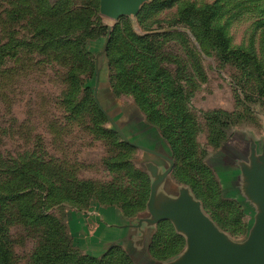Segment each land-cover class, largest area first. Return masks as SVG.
Returning <instances> with one entry per match:
<instances>
[{"label": "rangeland", "instance_id": "rangeland-1", "mask_svg": "<svg viewBox=\"0 0 264 264\" xmlns=\"http://www.w3.org/2000/svg\"><path fill=\"white\" fill-rule=\"evenodd\" d=\"M47 2L55 8L0 0V242L11 264H132L124 250L157 262L150 247L111 242L112 225L149 216L158 159L145 149L172 158L173 194L189 189L244 241L249 171L264 166V90L256 65L204 34L198 11L214 7L230 48L264 69V0H138L117 18L101 0ZM104 26L115 28L106 53ZM228 212L230 231L215 219ZM168 222L184 240L179 256L187 241Z\"/></svg>", "mask_w": 264, "mask_h": 264}, {"label": "water", "instance_id": "water-1", "mask_svg": "<svg viewBox=\"0 0 264 264\" xmlns=\"http://www.w3.org/2000/svg\"><path fill=\"white\" fill-rule=\"evenodd\" d=\"M137 2L101 0V10L103 14L117 18L123 12H133ZM145 150L158 157L166 168H161L158 161L148 163L152 175L149 216L131 220V225L142 229L146 225L156 227L159 222L168 220L187 241L186 249L179 256L154 264H264V166L249 171L251 183L246 192L254 207V222L247 238L236 241L205 214L201 202L189 189L180 187L172 195L168 189V177L174 165L172 158L165 153ZM251 158L254 162L255 158Z\"/></svg>", "mask_w": 264, "mask_h": 264}, {"label": "trees", "instance_id": "trees-1", "mask_svg": "<svg viewBox=\"0 0 264 264\" xmlns=\"http://www.w3.org/2000/svg\"><path fill=\"white\" fill-rule=\"evenodd\" d=\"M43 2L46 4V7H50L51 9L55 8L54 5L49 4L47 0H43ZM97 6V3H96ZM73 11H70L72 13ZM199 17H200V24L202 26V30L204 34L209 35L215 46L221 51L222 54H224L227 57H234L235 60L241 63L250 64L253 63L255 66V71L258 74L259 79L262 81V88L264 90V69L261 64H259L256 60V57L252 55L250 52H245L239 49H231L229 39L225 35V31L221 27H214L212 25V19L215 16L216 9L214 7H205L198 11ZM65 18V17H63ZM107 29V33L105 34V42L103 46V52L106 53L110 49L111 45V38L114 36V30L115 28H109L108 26H104ZM102 27V28H104ZM85 30H88V28L85 26ZM59 36V35H58ZM98 39V38H97ZM27 45V44H26ZM7 47H10V44H8ZM2 52H4L6 49L2 48ZM261 88V89H262ZM102 114V113H101ZM103 115V114H102ZM104 116V115H103ZM184 168H180L177 166V168L174 171V177L178 180V182H188L189 178L186 177V174L183 173ZM199 187V186H198ZM150 186L147 185L146 190V198L148 199L150 196ZM195 194L198 196L199 192L198 190H194ZM7 199H11V195H5ZM241 205L236 203V212L240 210L241 212ZM230 212H228V216L226 218L223 217H216L217 223L221 226V228L230 231L229 225V217ZM127 217V216H126ZM239 222L236 224L239 225ZM118 245H112L109 247V251H112L114 248H116ZM119 248H122L121 246H118ZM184 247V240L181 236L176 234L172 224L168 221L162 222L159 224L157 230L153 234L150 242V254L151 257L156 261L161 260H167L171 257H174L178 255ZM124 254L127 256V259L132 264H137L136 260L126 251L124 250ZM0 264H11V253L8 247H6L2 242H0Z\"/></svg>", "mask_w": 264, "mask_h": 264}, {"label": "crops", "instance_id": "crops-1", "mask_svg": "<svg viewBox=\"0 0 264 264\" xmlns=\"http://www.w3.org/2000/svg\"><path fill=\"white\" fill-rule=\"evenodd\" d=\"M156 158L158 159V163H162V161L158 157H156ZM159 161H161V162H159ZM156 162H157V160H156ZM170 176H172V173L169 175V177ZM169 177H168V179H169L168 189L173 190L172 184H174V183L171 180V178H169ZM165 187H167V186H165ZM178 189L175 188L176 191ZM171 193H172V195H174L172 191H171ZM131 224H132V222L130 220L129 222H123L120 226L115 225V224L112 225L113 228L117 227L119 229V232H117L115 234L113 233V236L111 237V242H118V243L125 245V246H127V243L130 244L131 246L140 245L142 247L145 246L146 248L149 249L151 238H152L153 234L155 233L156 228L155 227H149L146 225L142 229H136V228L132 227ZM149 233H151V234H149ZM108 244H111V243H108ZM146 253L148 254L149 257H151L149 250ZM175 257L176 256L171 257V258L167 259V261L171 260Z\"/></svg>", "mask_w": 264, "mask_h": 264}]
</instances>
